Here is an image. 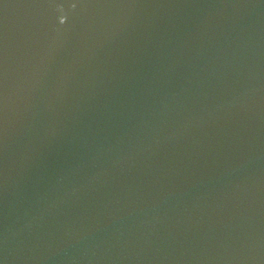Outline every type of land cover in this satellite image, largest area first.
<instances>
[{
    "label": "water",
    "instance_id": "1",
    "mask_svg": "<svg viewBox=\"0 0 264 264\" xmlns=\"http://www.w3.org/2000/svg\"><path fill=\"white\" fill-rule=\"evenodd\" d=\"M0 206L66 264H264V0H0Z\"/></svg>",
    "mask_w": 264,
    "mask_h": 264
}]
</instances>
